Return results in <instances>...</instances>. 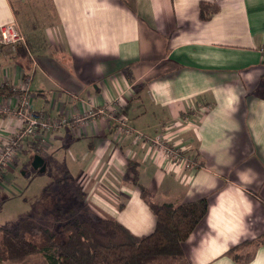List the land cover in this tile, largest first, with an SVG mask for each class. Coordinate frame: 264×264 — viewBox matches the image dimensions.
<instances>
[{"label": "crops", "instance_id": "obj_1", "mask_svg": "<svg viewBox=\"0 0 264 264\" xmlns=\"http://www.w3.org/2000/svg\"><path fill=\"white\" fill-rule=\"evenodd\" d=\"M201 1L218 7L209 19ZM9 21L27 24L32 66L0 45V87L20 91L0 94V106L15 105L29 78L35 110L58 117L114 105L143 137L103 114L51 131L43 147L27 136L4 169L0 201L6 186L20 193L9 174L34 151L58 172L48 193L72 187L92 213L138 236L156 226L139 184L157 203L205 197L184 264H264V242H252L264 235V0H0V25ZM21 124L0 115V146ZM159 134L195 164L153 156Z\"/></svg>", "mask_w": 264, "mask_h": 264}, {"label": "trees", "instance_id": "obj_2", "mask_svg": "<svg viewBox=\"0 0 264 264\" xmlns=\"http://www.w3.org/2000/svg\"><path fill=\"white\" fill-rule=\"evenodd\" d=\"M218 10L217 5L201 1L199 15L209 19ZM26 70L31 69L29 47L19 44L13 56ZM20 92L8 86L0 87V94L9 96ZM134 179H138L137 172ZM72 181L64 177L59 182ZM141 197L156 216L153 232L135 235L114 217L95 213L76 215L68 219L71 210L57 211V219L65 220L60 229L52 232L39 222L26 217L13 229L0 227V264L21 263L32 255L41 254L47 264H156L184 259L183 242L186 241L208 211V200L180 204L157 203L151 191L139 184ZM50 187V186H49ZM49 189L47 188V191ZM251 242V241H250ZM264 242V235L252 240ZM234 252V248L228 253Z\"/></svg>", "mask_w": 264, "mask_h": 264}, {"label": "built area", "instance_id": "obj_3", "mask_svg": "<svg viewBox=\"0 0 264 264\" xmlns=\"http://www.w3.org/2000/svg\"><path fill=\"white\" fill-rule=\"evenodd\" d=\"M26 46V38L15 21H9L0 25V45H7L16 50L17 45ZM29 78L25 79L23 91L18 101L13 106L1 105L0 115L6 114L21 121V127L17 133L11 135L0 146V167L5 169L14 161L17 156L21 141L27 136H31L37 141L38 147L45 146L47 135L64 125H74L93 119L97 114L109 116L117 123V129L121 132L132 134L136 132L130 126L129 120L122 110L114 105L92 106L82 114L60 115L58 117L49 116L44 110H35L30 102V92L28 90ZM137 139L143 137L142 133H137ZM151 153L153 156H162L172 167L188 168L195 164L194 159L181 149L177 144L170 142L164 134L156 135L151 139Z\"/></svg>", "mask_w": 264, "mask_h": 264}, {"label": "rangeland", "instance_id": "obj_4", "mask_svg": "<svg viewBox=\"0 0 264 264\" xmlns=\"http://www.w3.org/2000/svg\"><path fill=\"white\" fill-rule=\"evenodd\" d=\"M26 24V23H25ZM27 25V24H26ZM24 24L18 22V26L24 34L26 27ZM36 153L32 151L26 156H21L18 162L15 174L11 175L14 183L20 188V193L15 191V195L9 193V187L6 186V191L1 193L0 201V227L13 229L17 223L26 217H32L36 219L39 224L49 229L52 232H56L60 229L65 220L57 219V210H71L68 214V219H72L76 215H84L88 213V206L84 205V201L73 197L74 190L69 187L64 194L59 191L53 194L48 193L47 187H55L58 172L55 168L48 166L46 171L39 172L32 166V160ZM17 160V156L14 161L9 164V167ZM4 169L0 167V182L4 174ZM13 183V184H14ZM51 187H49L51 189ZM63 185H60V189H63ZM59 189V188H58ZM73 191H72V190ZM64 195V199H59L57 195ZM60 195V196H61ZM75 195V194H74ZM8 198V199H7ZM89 213L91 211L89 210ZM102 217H108L106 214H102ZM166 259L156 264H184L183 261H169ZM3 264H47L45 257L41 254H35L27 258L21 263L5 262Z\"/></svg>", "mask_w": 264, "mask_h": 264}, {"label": "water", "instance_id": "obj_5", "mask_svg": "<svg viewBox=\"0 0 264 264\" xmlns=\"http://www.w3.org/2000/svg\"><path fill=\"white\" fill-rule=\"evenodd\" d=\"M32 166L39 172H44L46 170V162L42 155L36 153L32 160Z\"/></svg>", "mask_w": 264, "mask_h": 264}]
</instances>
